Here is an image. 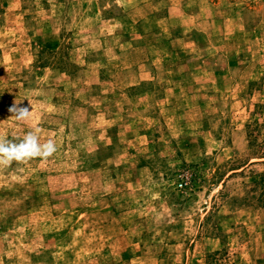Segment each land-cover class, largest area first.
<instances>
[{
  "label": "rangeland",
  "instance_id": "obj_1",
  "mask_svg": "<svg viewBox=\"0 0 264 264\" xmlns=\"http://www.w3.org/2000/svg\"><path fill=\"white\" fill-rule=\"evenodd\" d=\"M0 264H264V0H0Z\"/></svg>",
  "mask_w": 264,
  "mask_h": 264
}]
</instances>
